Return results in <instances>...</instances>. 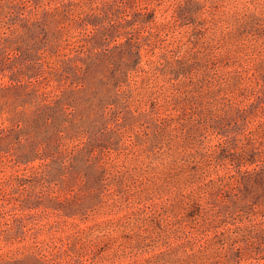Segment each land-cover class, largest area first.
<instances>
[{
	"label": "rangeland",
	"instance_id": "1",
	"mask_svg": "<svg viewBox=\"0 0 264 264\" xmlns=\"http://www.w3.org/2000/svg\"><path fill=\"white\" fill-rule=\"evenodd\" d=\"M0 264H264V0H0Z\"/></svg>",
	"mask_w": 264,
	"mask_h": 264
}]
</instances>
